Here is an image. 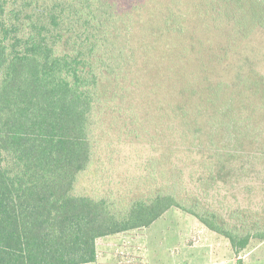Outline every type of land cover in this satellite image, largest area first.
<instances>
[{
    "label": "trees",
    "instance_id": "1",
    "mask_svg": "<svg viewBox=\"0 0 264 264\" xmlns=\"http://www.w3.org/2000/svg\"><path fill=\"white\" fill-rule=\"evenodd\" d=\"M254 26L264 0H0V264L95 263L98 239L173 208L236 253L264 241L242 212L230 222L184 191L177 164L199 158L203 193L264 160V93L230 60ZM113 131L155 151L161 180L116 202L74 194Z\"/></svg>",
    "mask_w": 264,
    "mask_h": 264
},
{
    "label": "rangeland",
    "instance_id": "2",
    "mask_svg": "<svg viewBox=\"0 0 264 264\" xmlns=\"http://www.w3.org/2000/svg\"><path fill=\"white\" fill-rule=\"evenodd\" d=\"M243 31L230 60L234 59L235 67L242 65L240 75L246 80L248 93L259 96L264 93V30L254 26ZM257 131V140L261 141L263 125ZM154 152L146 144L119 140L114 131L110 137L97 138L92 164L79 176L74 194L105 196L116 202L133 191H147L160 179L157 171L149 177L146 168L148 159L156 157ZM243 160L238 167H244ZM199 162L192 155L177 163L186 181L184 191L196 195L200 203L223 218L242 212L241 216L246 215L248 221L264 228V160L251 159L246 162L247 173L240 179L212 185L203 193L193 182L199 175ZM96 253L97 260L91 264H264V241L252 239L246 249L236 253L227 239L208 230L190 214L173 208L148 228L98 239Z\"/></svg>",
    "mask_w": 264,
    "mask_h": 264
}]
</instances>
